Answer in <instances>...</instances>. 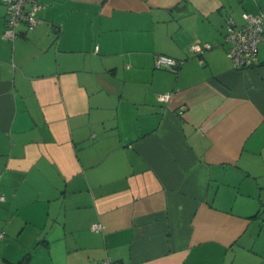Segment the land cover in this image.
<instances>
[{
    "label": "crops",
    "instance_id": "obj_1",
    "mask_svg": "<svg viewBox=\"0 0 264 264\" xmlns=\"http://www.w3.org/2000/svg\"><path fill=\"white\" fill-rule=\"evenodd\" d=\"M39 2L0 3V264H264V40L225 42L264 0Z\"/></svg>",
    "mask_w": 264,
    "mask_h": 264
},
{
    "label": "built area",
    "instance_id": "obj_2",
    "mask_svg": "<svg viewBox=\"0 0 264 264\" xmlns=\"http://www.w3.org/2000/svg\"><path fill=\"white\" fill-rule=\"evenodd\" d=\"M5 6L6 25L1 36L13 40L17 34L16 27L23 23L27 29L34 28L40 21L39 11L43 5L39 0H0ZM243 24L236 25L232 17L226 18L225 42L227 43L226 53L231 59L236 69H245L256 64L258 44L264 40V13H250L243 11L241 13ZM209 43L194 42L190 45V50L195 53H201L210 48ZM180 61L164 55L158 54L155 57V66L157 68H166L176 70ZM171 94L164 92L159 94L163 101L170 99ZM3 197L0 196V200ZM97 229L99 225H93ZM1 236V234H0ZM101 264H114L109 256L103 258Z\"/></svg>",
    "mask_w": 264,
    "mask_h": 264
}]
</instances>
